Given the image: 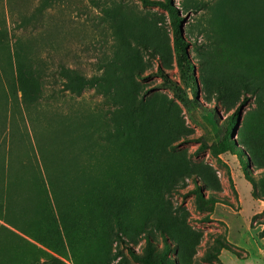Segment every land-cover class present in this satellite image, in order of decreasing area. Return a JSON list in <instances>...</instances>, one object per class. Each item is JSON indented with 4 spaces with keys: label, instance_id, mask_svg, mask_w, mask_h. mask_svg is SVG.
Returning a JSON list of instances; mask_svg holds the SVG:
<instances>
[{
    "label": "rangeland",
    "instance_id": "rangeland-1",
    "mask_svg": "<svg viewBox=\"0 0 264 264\" xmlns=\"http://www.w3.org/2000/svg\"><path fill=\"white\" fill-rule=\"evenodd\" d=\"M20 1H27L26 10H21L25 17L42 6V0ZM216 2L170 0L183 19L193 96L176 67L168 14L158 6L145 7L138 0H55L31 22H21L16 8L0 0V144L5 150L14 148L12 156L19 159L8 167L0 146V213L13 205L16 221L33 220L39 202L33 203L35 178L30 171L41 164L28 162L24 151L36 152L40 145L47 159L77 158L75 166L89 171L93 180L123 190L126 204L121 213L129 221L120 233L125 245L114 239L115 222L110 221L112 233L100 228L101 217L94 235L84 243L77 239L72 249L60 238L53 249L48 243L54 233L43 229L34 233V240L20 228L7 227L14 235L0 234V264H140L146 235L156 252H162L161 237L153 226L159 218L171 228L167 240L173 264H264V167L252 161L240 137L256 103L239 84L228 77L218 80L214 74L218 51L208 24L217 17L225 22L233 14L232 6L218 14ZM114 7L119 11L105 16ZM128 14H136L140 22L131 27L130 22L128 28L121 19ZM113 17L116 21L111 22ZM120 35L130 42L127 54L119 49ZM115 53L139 75L121 85L133 105L130 119L119 135L105 140L103 132L108 125L112 129L108 120L116 104L93 88L79 94L65 89L60 70L74 69L85 78L101 76ZM163 81L179 88L188 105ZM238 107L236 123L229 127V116ZM251 134L248 128L247 137ZM9 179L20 185L18 191L13 187V197L6 188ZM194 180L204 198L213 194L223 203L215 206L208 223L200 221L207 213L196 208ZM42 184L38 177L37 186ZM142 190L145 203L139 202ZM216 240L231 252L223 250L217 260L204 261L206 251L214 252Z\"/></svg>",
    "mask_w": 264,
    "mask_h": 264
},
{
    "label": "trees",
    "instance_id": "trees-1",
    "mask_svg": "<svg viewBox=\"0 0 264 264\" xmlns=\"http://www.w3.org/2000/svg\"><path fill=\"white\" fill-rule=\"evenodd\" d=\"M138 1L145 7L158 6L167 12L172 34V48L176 67L179 71L183 86L191 91L194 96L195 81L191 76V73H193V66L187 58L185 52L186 45L181 34V23L183 19L180 18L177 11L173 9L170 0ZM7 2L9 6H14V10L16 8V11H18L21 17V22H31L36 18V14L41 12V9H43L45 5H50L54 3L55 0H42V6H39L35 10V13L29 17H25V15L22 14L23 11H21L24 9L26 10L27 1L7 0ZM231 6L233 14L226 16L227 20L225 22H222L221 19L217 17L214 19V22L208 24V30L212 32L210 37L216 42V49L218 51L216 53L218 60H215L214 74L218 80L224 77L230 78L232 81L239 84L245 93H249L250 96L254 97L256 107L254 111L249 113L246 117V124L243 129L246 133L241 130L242 135L240 137L244 145L250 151L253 157L252 161L264 167V145L260 144V142L264 141V0H217L215 3L216 8L214 7V9L220 14L223 8ZM119 9V7H114L111 10H106L105 16H109V14L114 15ZM121 19L127 22L128 28L135 22H140L141 20L136 14H128ZM113 21H116L115 17L111 20V22ZM130 22L131 25L129 27ZM129 35L134 37V32L130 30ZM129 43V40L125 36L120 35L119 49L121 50V54H127L131 51ZM153 50L151 51L153 52ZM117 54L118 53H115L114 58L106 64L105 70L101 76L85 78L79 71L74 69L61 68L60 70V76L64 80L63 87L65 89L74 94H79L86 87L93 88L98 93L109 95L116 104V108L110 112V118L108 120L112 123V129L109 130L108 125L103 132L105 140L119 135L122 125L130 119V112L132 113L133 105H131V100L128 101L130 97L129 94L123 89L132 77L139 75L138 70H136L137 72L131 70V67H128L124 60L119 59ZM2 83L3 81L0 76V104L3 99ZM123 83L124 87H121ZM163 85L172 89L177 99L184 105H188V102L184 95L181 94L182 91L179 88L173 87L165 81H163ZM219 89H221V87H219ZM192 98L194 99V97ZM239 109L240 107L229 116V127L235 125ZM122 121H124V123ZM229 127H226V132L229 131ZM248 128L250 131L252 130L250 137H247ZM85 130L87 131V129ZM87 133L92 135L89 131H87ZM256 135H259V138H257ZM104 137L98 134V138L103 139ZM220 139L221 143H224V138L221 137ZM1 147L4 150L5 164L9 165L8 167H11L12 162L19 161V159L14 160L16 157L15 154L12 156L15 151L14 148L12 149V147L9 146V148L5 150L4 144H2ZM32 151L31 148L30 154L24 151V157L28 162L32 163L34 160V163L36 161L39 165L41 164V167H34L33 165L30 171L33 178H35L33 184L35 187L33 189L35 193L33 203L35 204V201L36 203L39 202V206L34 208L33 220L31 223L29 221L28 224H26L27 218H24L22 221H16L12 217L11 211L14 208L13 205L11 209L8 207L5 212L2 210V213H0V221L3 225H0V234L4 232L12 234V232H9L8 228L14 229L13 226H15L16 228H20L18 229L19 232L35 240L37 238L34 233L43 229L48 232V235L54 233L52 237L53 240L48 243L53 249L59 245L57 238L66 241L72 249L77 239L84 243L85 240L90 239L89 236L94 235L98 221L103 217L102 224H99L100 228L112 233L110 221L115 222L117 230L114 233V239L120 245H125L124 239L120 233L124 232L125 226L129 221L121 213L126 204L123 190L93 180L89 171L75 166L77 158L73 157L71 158L72 160L62 157L47 159V153L42 150L40 145L36 146L38 156L34 149ZM1 160L0 153V162ZM145 160L148 161L147 157L144 158V161ZM37 169L38 172L36 173ZM39 173L42 174L44 180L42 177L38 176ZM12 175H14V172L11 176ZM38 177L43 182L42 186H37ZM12 179L7 181L8 187L6 188L11 191V195L7 194V197L9 195L13 197L15 193L13 187H15L16 191H18L20 187V185L13 183ZM261 188L263 189L264 197V178L261 179ZM23 190L25 189L23 188L22 191ZM193 192L195 194L196 208L201 212L207 213L200 221L205 223L210 222V213L213 212L217 204L223 203L213 194L204 198L195 180ZM145 194V190H142L139 198L140 203L146 202ZM22 199L26 202L24 196H22ZM9 201L7 203H10ZM29 202L31 203L30 198ZM18 207L21 210L25 208L21 205H18ZM29 208L30 206H27V209ZM9 209L10 211L8 212ZM138 221L137 219L136 223H138ZM153 226L161 237L163 243L162 252H156L154 241L150 235H146V254L139 259L140 264H173V261L169 258L170 245L167 240V237H170L171 228L165 224L164 218L155 220ZM28 230L33 231V234H30ZM216 243L217 246L213 248L214 252H205L203 256L204 261L210 262L217 260L220 252L223 250L231 252L226 243H221L219 240H216ZM134 258L138 260L137 257ZM48 264L54 263L49 262Z\"/></svg>",
    "mask_w": 264,
    "mask_h": 264
}]
</instances>
